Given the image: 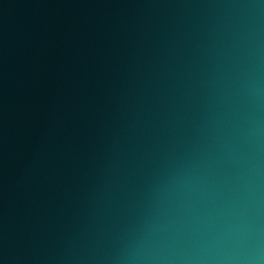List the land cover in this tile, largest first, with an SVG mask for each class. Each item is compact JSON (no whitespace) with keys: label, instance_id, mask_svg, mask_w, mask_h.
Segmentation results:
<instances>
[{"label":"water","instance_id":"obj_1","mask_svg":"<svg viewBox=\"0 0 264 264\" xmlns=\"http://www.w3.org/2000/svg\"><path fill=\"white\" fill-rule=\"evenodd\" d=\"M259 0H0V264H111L175 162L244 137Z\"/></svg>","mask_w":264,"mask_h":264},{"label":"clouds","instance_id":"obj_2","mask_svg":"<svg viewBox=\"0 0 264 264\" xmlns=\"http://www.w3.org/2000/svg\"><path fill=\"white\" fill-rule=\"evenodd\" d=\"M264 6L259 4L247 7ZM254 115L244 137L228 148L223 167L208 157L175 162L153 189L171 206L161 222L147 215L128 230L111 264H264V120L262 90L252 92Z\"/></svg>","mask_w":264,"mask_h":264}]
</instances>
